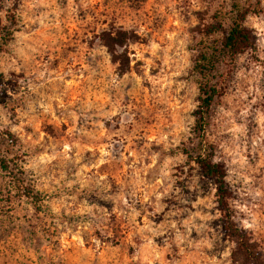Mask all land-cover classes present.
Masks as SVG:
<instances>
[{
    "label": "rangeland",
    "instance_id": "1",
    "mask_svg": "<svg viewBox=\"0 0 264 264\" xmlns=\"http://www.w3.org/2000/svg\"><path fill=\"white\" fill-rule=\"evenodd\" d=\"M235 1L260 4L256 46L206 140L264 264V0H0V133L43 199L0 169V264H249L192 160L199 19Z\"/></svg>",
    "mask_w": 264,
    "mask_h": 264
},
{
    "label": "trees",
    "instance_id": "2",
    "mask_svg": "<svg viewBox=\"0 0 264 264\" xmlns=\"http://www.w3.org/2000/svg\"><path fill=\"white\" fill-rule=\"evenodd\" d=\"M260 4H242L233 2L228 11L216 10L209 20L201 15L198 28L199 42L195 49L193 71L198 77V107L195 113V134L199 151L192 160L199 166L202 174L217 185V203L222 215V227L225 235L236 243V252L249 264H261V258L247 234L234 224L230 211V192L227 185V171L223 164L213 160V151L206 140V131L210 113L226 92L229 78L240 55L255 49L256 39L246 26L247 18L259 14ZM10 22L16 23L11 17ZM1 25V20H0ZM12 40V33L0 35V51ZM18 139L9 131L0 133V145L7 148V154L13 157H1L0 169L10 175L20 194L35 204L43 199L32 184L24 177L23 167H18ZM9 158V159H8Z\"/></svg>",
    "mask_w": 264,
    "mask_h": 264
}]
</instances>
